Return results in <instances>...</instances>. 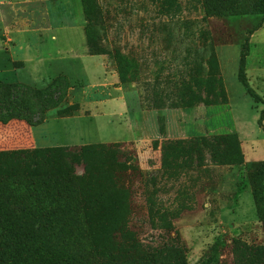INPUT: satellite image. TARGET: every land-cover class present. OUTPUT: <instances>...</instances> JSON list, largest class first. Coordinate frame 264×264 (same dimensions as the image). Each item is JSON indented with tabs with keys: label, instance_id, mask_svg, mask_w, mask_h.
<instances>
[{
	"label": "rangeland",
	"instance_id": "obj_1",
	"mask_svg": "<svg viewBox=\"0 0 264 264\" xmlns=\"http://www.w3.org/2000/svg\"><path fill=\"white\" fill-rule=\"evenodd\" d=\"M86 1L81 27L69 17L52 27L59 45L94 56L100 71L90 74L79 56L51 58L37 72L46 81L30 86L60 78L66 90L33 128L39 146L0 150L94 144L71 168L90 264H199L216 237L214 264H264V212L253 207L243 161L218 164L222 146L205 144L230 129L232 105L253 112L240 83L224 104L215 49L240 47L257 17L205 15L201 0ZM256 148L264 157V143Z\"/></svg>",
	"mask_w": 264,
	"mask_h": 264
},
{
	"label": "trees",
	"instance_id": "obj_2",
	"mask_svg": "<svg viewBox=\"0 0 264 264\" xmlns=\"http://www.w3.org/2000/svg\"><path fill=\"white\" fill-rule=\"evenodd\" d=\"M82 2L86 9L87 1ZM201 4L209 16L257 17L240 44L236 77L252 100L263 104L259 123L264 115V100L249 87L244 67L248 35L264 18V0H201ZM65 90L66 84L60 78L42 88L22 82H0V123L11 119L29 126L42 123L45 111L61 101ZM211 139L198 137L208 147L217 139L218 146H222L219 158L211 155L218 164L243 161L235 133L226 132ZM182 144L185 142L181 140L167 142L175 149L182 148ZM92 147L94 144H81L75 151L66 145L0 150V264H90L87 247L82 248L86 237L84 203L77 189L78 176L71 168ZM244 170L255 209L264 212V160L248 161ZM221 245V239L216 237L209 254L199 264L216 263ZM179 264L186 263L181 260Z\"/></svg>",
	"mask_w": 264,
	"mask_h": 264
},
{
	"label": "crops",
	"instance_id": "obj_3",
	"mask_svg": "<svg viewBox=\"0 0 264 264\" xmlns=\"http://www.w3.org/2000/svg\"><path fill=\"white\" fill-rule=\"evenodd\" d=\"M36 17L41 19L37 27L34 26ZM66 17L75 21L76 28L83 25L84 19L79 0H0V39L3 40H0V82L42 84L46 80L40 77L41 74L40 78H36L37 72L41 71L51 58L75 59L79 56V62L90 74L98 73L101 66L94 60V56L76 54L73 47L65 49L58 44L65 38L57 32L59 28L52 27V24H59ZM9 44L13 48L11 54H8L6 50V45ZM48 46L49 49H47ZM239 52V44L234 43L218 44L215 49L226 95L224 104L229 108L238 90L237 83H240L236 77ZM244 71L251 90L264 100V18L261 24L248 35V52L245 57ZM250 79L253 81L252 84ZM242 100L249 103L248 111L253 109V112L248 115L244 109L232 105L231 127L227 132L235 133L244 164L248 161L264 160V157L260 156L263 154L262 151H257L256 148L257 143H264V134H262L264 133V115L260 117L258 123L259 111L263 104L260 101H253L251 97L249 101L246 96ZM206 115L205 108L204 119ZM248 118L256 121V128L252 127L251 130L246 128L245 121ZM45 122L44 120L35 126H29L18 119L0 123V149L39 146L33 128ZM190 130L196 131L198 128L190 127ZM253 207L255 209L254 203Z\"/></svg>",
	"mask_w": 264,
	"mask_h": 264
}]
</instances>
